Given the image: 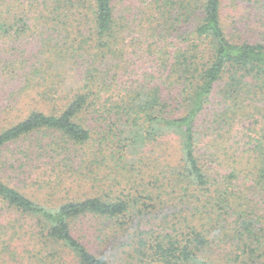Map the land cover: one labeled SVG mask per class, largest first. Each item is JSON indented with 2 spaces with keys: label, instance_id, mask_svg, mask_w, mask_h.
Here are the masks:
<instances>
[{
  "label": "trees",
  "instance_id": "16d2710c",
  "mask_svg": "<svg viewBox=\"0 0 264 264\" xmlns=\"http://www.w3.org/2000/svg\"><path fill=\"white\" fill-rule=\"evenodd\" d=\"M224 1L0 0V254L112 264L108 225L135 264H264V0Z\"/></svg>",
  "mask_w": 264,
  "mask_h": 264
},
{
  "label": "rangeland",
  "instance_id": "374dc122",
  "mask_svg": "<svg viewBox=\"0 0 264 264\" xmlns=\"http://www.w3.org/2000/svg\"><path fill=\"white\" fill-rule=\"evenodd\" d=\"M224 6L226 8L225 16L228 13L233 12V10H232V8H233L232 0H225L224 1ZM153 70H156V68H151L150 66H145V65L140 69V71H142L141 73H144L146 71L150 72V71H153ZM253 128H254L253 123L247 122V123H245L244 125L241 126V131L250 133V131H253L252 130ZM93 145H94V147L96 149L99 148V145L94 144V143H93ZM103 147H106V146H103ZM92 149L93 148L91 147V145H90V149L84 148L82 150V154H84L82 157H85L86 159H90L89 156H91L92 153H93ZM11 150H12V152H15L17 150V146H12ZM153 150H154V155H152V158H151L150 155L153 152ZM180 155H181L180 154V147L178 145V142H177V140L175 138L171 137L169 139H166L164 141V143L162 145H160V146L152 147V148H150V149H148L147 151H144V152L141 151V150H138L137 153H135L133 156L132 155L128 156L129 157L128 163L132 164L133 163L132 160L136 161V160L140 159V161H142V164H141L140 167H142L143 169H145L147 171H150V172H154L155 171L156 173H161L159 176H162V173H165V172H168V171L174 169V166L176 164H178L180 159H181ZM155 160L160 163V167L158 169H156V170L151 168V166H152V164H153V162ZM111 163H112V166H113L114 162L112 161ZM95 171L96 172L95 173L93 172L94 174L92 175V177L94 179H97L98 181H101V182L96 183V184H98L100 186L101 185H106V187H104L105 193H109L110 192V188L109 187L111 186V183H113L112 180L109 179L110 170L106 169V166H102L99 170L97 169ZM13 178L11 180V183L16 185L17 182L15 180H13ZM113 184L115 185V187L112 188V190H114L116 193L124 192L125 187H127L128 189H132L131 185L125 186V184H126L125 182H124V185H122V186H117L116 183H113ZM91 186H92V184H91ZM76 190L79 192L78 188ZM102 191L103 190L99 189V186H96V190L95 191H92L91 187L88 188L87 185H83V189H82V192H84V194L87 193V194H90V195H95V193H98L99 195H101ZM7 216L10 218L9 215H7ZM168 216H170V219H172V216H171L170 213L168 214ZM102 222L103 221L99 222L96 219L91 220V223L94 225V227H95V225H98V227H99V225L101 226ZM106 227H107V229H106ZM102 228L106 229V231L104 229H102ZM102 228H100V230L103 231V232L105 231L104 235L105 236H107V235L110 236V240L113 241V243L111 245H109V241L110 240H108L106 242V243H108L107 247L104 250L107 255H110L109 257H110L111 263L112 264H135V262L132 261L130 259V256H129L130 253L132 254L131 248L130 247H125V248L122 247V245L124 244V241L126 240L127 236H123L121 230H119V231L117 230L118 232L116 234L112 233V230H110L108 225L103 226ZM144 229L146 231L147 230L150 231L148 233V234H150V235H148V237L154 236L156 231H157V233L160 231L159 227H157L155 224H153V222L150 225H145ZM91 231H92V229H91ZM91 231H90V233H91ZM151 231H153V232H151ZM128 232L133 233V230L130 229V230H128ZM9 234H10V232H9ZM21 234H22V232H21ZM10 235H13V234H10ZM20 239H22V240L17 242L18 243V246H17V250H18L17 259L22 261V257H25V258L28 259V256H27V254L25 252L26 237L23 236ZM93 246L94 245H92V247ZM92 250L95 253H99V251H97V250H95L93 248H92ZM31 252L33 253V262L32 263L41 264L39 262L40 257L38 255V252H33V251H31ZM111 255H114V256L112 257ZM9 257L10 256H8V255L0 254V264H16L15 260H11ZM67 264H71V263H67Z\"/></svg>",
  "mask_w": 264,
  "mask_h": 264
}]
</instances>
